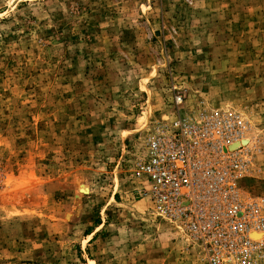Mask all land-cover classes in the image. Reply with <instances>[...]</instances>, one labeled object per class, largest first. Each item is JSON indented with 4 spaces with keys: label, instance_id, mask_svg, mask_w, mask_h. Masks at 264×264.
<instances>
[{
    "label": "rangeland",
    "instance_id": "1",
    "mask_svg": "<svg viewBox=\"0 0 264 264\" xmlns=\"http://www.w3.org/2000/svg\"><path fill=\"white\" fill-rule=\"evenodd\" d=\"M215 114L264 202V0H0V264H206L134 171L156 128Z\"/></svg>",
    "mask_w": 264,
    "mask_h": 264
},
{
    "label": "built area",
    "instance_id": "2",
    "mask_svg": "<svg viewBox=\"0 0 264 264\" xmlns=\"http://www.w3.org/2000/svg\"><path fill=\"white\" fill-rule=\"evenodd\" d=\"M246 129L218 114L206 124L177 117L147 138L146 157L134 171L149 184L144 194L156 213L197 240L206 264H242L260 239L250 234L264 231V202L243 201L234 185L247 151L230 146Z\"/></svg>",
    "mask_w": 264,
    "mask_h": 264
},
{
    "label": "bare ground",
    "instance_id": "3",
    "mask_svg": "<svg viewBox=\"0 0 264 264\" xmlns=\"http://www.w3.org/2000/svg\"><path fill=\"white\" fill-rule=\"evenodd\" d=\"M247 140L246 139H242V140H239V141H236L234 142L231 146H230V150H233V149H237V148H241L247 144ZM250 237L253 238V239H259L261 238V233L257 234V233H251L250 234ZM256 237V238H255Z\"/></svg>",
    "mask_w": 264,
    "mask_h": 264
}]
</instances>
